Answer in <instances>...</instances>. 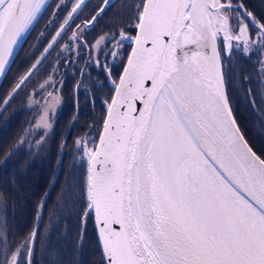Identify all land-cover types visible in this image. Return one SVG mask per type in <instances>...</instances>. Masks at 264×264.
<instances>
[{
  "label": "snow or ice",
  "instance_id": "1",
  "mask_svg": "<svg viewBox=\"0 0 264 264\" xmlns=\"http://www.w3.org/2000/svg\"><path fill=\"white\" fill-rule=\"evenodd\" d=\"M48 7L46 0H0V73ZM65 7L56 5L49 24ZM83 7L86 0H74L43 59L57 49L65 64L87 56L86 65L102 69L112 85L102 118L74 144L87 165L82 224L91 216L98 226L100 264H264V156L253 152L238 126L223 70L233 53L255 51L264 78V18L243 0H137L127 23L90 42L88 26L115 5L101 0L75 24ZM127 44L134 47L125 54ZM122 61L123 72L114 78ZM42 62L18 76L0 101V115ZM57 91L49 74L39 85L40 99L28 95L40 109L38 128L62 103ZM78 120L77 111L69 130ZM47 195L22 243L10 245L7 220L0 219V264H33Z\"/></svg>",
  "mask_w": 264,
  "mask_h": 264
},
{
  "label": "flooded vegetation",
  "instance_id": "2",
  "mask_svg": "<svg viewBox=\"0 0 264 264\" xmlns=\"http://www.w3.org/2000/svg\"><path fill=\"white\" fill-rule=\"evenodd\" d=\"M112 2L114 3L115 7H112L109 11L106 12V14H101L100 18H98V20L94 22V28L91 25L88 26L89 31L86 35L88 41L91 42L99 35L107 32L109 29H114V27L119 26L122 21L127 23L128 17L130 15L129 5L137 2V0H112ZM73 3L74 0H52V2L50 3L51 7H48L43 16L40 18V25L36 29V32L32 34V31L24 41L25 43L21 50V55H19V57L15 59V61L13 62V67L6 75L9 77L11 76L9 78L11 88H7V93H9L8 91H11L12 85L18 77L20 67L24 63H31L29 67L30 69L37 60L43 61L40 65H38V68H43L42 76L40 75L38 80H36L35 82H33V79L36 77V74L32 76L28 81V86L25 88V90L19 92V95H16L15 98L11 100V108L14 109L12 112V114L14 115L13 117H11V119L12 122L16 123H14L9 129V126H7L8 119H0L1 143L6 139L12 137L13 135L10 134L14 133L16 128L20 124H22V122H24L23 124H25L28 121L27 129L29 132L26 136H15L14 144H17L18 141L23 140L22 145L19 147L23 153V156L28 158V161L33 164L34 168L39 167L37 169L39 171L40 169H46V171H48V175L52 174V178H56V180L52 184V187H55L57 185L59 178L62 177L63 171L58 168L59 165L56 164L55 166L52 164H45L40 161L39 158L44 159L46 152L50 151V149H55L53 148V145L59 144V134L51 133L53 139L44 141L40 139L41 137H43L42 134L44 132L40 129L45 130L47 128H51L54 130L65 128V131L63 133V135L65 134V142L70 138L77 137V135L81 134V132H83L88 127V125L92 123L94 118L96 120L101 119L100 113H102L104 110L102 101L112 95V85L106 82L105 72L102 69L93 66H87L85 63V61L87 60V56H85L83 59L72 57L71 59L75 60V63L69 62L68 64H65L63 56H57L60 51L59 49H57L56 51L52 52V56L49 57L48 60L43 59V57L47 55L46 53H44V48L47 47L51 35L54 33V30L58 28L61 23H63L64 17L67 15V12L70 11ZM243 3L248 11L254 13L256 17H258V14L255 13L254 10H252V7L246 0H243ZM57 4L66 5V7L62 11H57L56 15L58 19L55 20L52 24H49V21L52 20V14L53 11L56 10ZM99 4H101V0H86V7H83V10L79 11V15L76 17L75 24H80L81 21H83L86 17L93 14L97 8V5ZM260 18L264 17H262L261 15ZM75 24H73V29H75ZM129 31H131L133 35L136 34L134 28H130ZM42 32L45 33L44 36L40 35ZM61 43L63 44L64 41H62ZM132 45L133 44L125 45V54L131 51ZM64 55H67V53H64ZM93 55L95 56L96 53H93ZM100 59L103 63L104 58L101 57ZM259 60L260 53L255 51L249 53L248 55H244L242 52L237 51L233 53L231 61L225 60L224 66H227V68L230 69V73L232 74V76H234L236 81L245 83L246 87L242 84L240 85L239 92L241 94H243L246 89L252 88V80H254L255 86H257L259 92L260 88L264 89V78H262L260 74ZM108 62H112L111 58H109ZM125 62L126 61L118 62L114 67L112 72V76L114 78H118L123 72V63ZM53 67H57L59 69L58 73H52ZM81 69H83V74L81 73ZM49 74H52L55 81H57L58 91L56 95L61 98L62 103L53 106L52 113L54 115L47 118L48 123L41 122L38 128L36 125V120L39 116L40 109L30 105L27 97L29 94H33L34 99H40V96L37 94L39 93V85L40 83H43L44 79ZM242 76H247L249 77V79L243 81L241 79ZM226 77L228 79L227 75ZM258 103L259 105H261L262 103L260 98H258ZM251 108L255 110V107ZM77 111L79 112V120L77 123H75L74 126L71 127V130H69V126L72 125ZM259 116H261L260 121L264 122V116H262L261 114ZM21 129L25 128L21 127ZM29 147L32 148L27 150ZM17 152H15L14 154H16ZM58 153L59 150L57 149L55 158L56 161L58 159ZM66 156L67 155L65 149V153L60 160L66 158ZM55 170L59 171L58 175H56ZM54 187L52 189H54ZM41 221L42 219L39 220V226L41 224ZM20 243H22V241ZM99 251L101 252L100 249ZM97 252L98 248L96 246L93 249H90V247L86 249V254L88 253L91 258L95 257L94 255H96ZM98 256H100L101 258L100 253L98 254ZM100 262L101 259L99 262L95 263L100 264Z\"/></svg>",
  "mask_w": 264,
  "mask_h": 264
},
{
  "label": "rangeland",
  "instance_id": "3",
  "mask_svg": "<svg viewBox=\"0 0 264 264\" xmlns=\"http://www.w3.org/2000/svg\"><path fill=\"white\" fill-rule=\"evenodd\" d=\"M248 2V4L252 7V10H254L255 13H257L258 17L260 18L261 15L262 17H264V0H246ZM52 2V0L48 3L50 4ZM45 12V11H44ZM43 12V14H44ZM40 19L38 23H35L34 28H32L33 30L30 31V33L32 32V34H34L36 32V29L38 28V26L40 25ZM29 33V34H30ZM28 34V36H29ZM27 36V37H28ZM24 46V44H23ZM23 48V47H22ZM18 52L17 56L15 59H17L19 57V55H21V50ZM14 59V61H15ZM13 61V62H14ZM31 63H24L21 65L18 76L21 75L22 73H25L29 67H30ZM13 67V65L11 66V68ZM225 74L228 76L227 79V88L229 91V94L232 98V107L234 108V115L235 118L237 119L238 123H239V127L241 126H245L248 129L254 127V125H256V129H257V135H256V145H257V150L260 151L263 155H264V122L260 121L261 120V116H259L260 114L262 116H264V98H262L261 95V88H260V92L258 91L257 86H255V83L252 86L251 90H252V96L249 97V95H247L244 98V102L246 105H248V107H255L253 110L252 108L250 110H248V108L245 107L244 103L242 104V101L238 98V90L240 88V85L242 84L243 86H245V83L240 82V81H236V79L234 78V76H232V74L230 73V69L227 68V66H224ZM239 70V69H238ZM42 72H43V68H39V71H36V77L33 79V82H35L36 80H38L39 76H42ZM11 77V76H10ZM9 76L6 77V79L3 82L2 85V89L0 90V101H2L3 99H5L7 97V95L9 93H7V88L10 89V81H9ZM18 78V77H17ZM246 87V86H245ZM246 91V90H245ZM10 92V91H8ZM258 98H260L261 100V105H259L258 103ZM255 100V104L253 105V103L251 102V100ZM11 103V102H10ZM2 107V106H0ZM18 109V108H17ZM13 108H11V104H9L7 111L4 112L2 115H0V119L5 120L8 119V124L7 126H9V129L11 128V126L16 123V122H12L11 117H13L14 114H12L13 112ZM246 111V113H245ZM103 113V112H102ZM102 113H100L101 118H102ZM248 114V115H246ZM260 121V122H259ZM24 122H22V124H20L16 130L14 131V133L10 134L13 135L12 137L6 139L4 142L1 143L0 141V219L6 218L7 220V224L8 227L10 229V236H11V241H10V245L11 243H20L21 241H23V236L22 234H27L29 232L32 231V229L36 226V223L38 221V204L40 205L41 202L44 200L46 194L49 195L50 190L52 189V184L54 183V180H56L55 177L51 178V180L49 181L50 183L48 184L47 190L44 194V196L41 198V195H37L40 194V187H41V182H39V180H37L38 184H37V193H35V191L33 190H29L28 187V183L26 182L30 175L34 173V171H36L35 169L38 168H32V167H28L29 163L28 158L23 156L22 151L20 150V146L22 145V143L19 144V146L16 148L18 151L20 152V154L18 155V159L20 160L18 165H11L10 163L14 160L13 157L7 155V151L13 147L14 145L16 146V143L14 144V139L15 136H26L28 131V121L27 123L23 124ZM261 123V124H260ZM25 128V129H21ZM27 129V130H26ZM241 129V128H240ZM46 130V134L45 131L43 132L42 136L40 139L44 140V141H49L52 140V134H59L58 136V145L54 144L53 148L55 149H50V151L45 153V158L44 159H40V161H42L45 164H52V165H59V169L61 171H63L62 177L60 178V180L62 181V188L59 187H54L53 189V196L50 200V206L48 208V210L46 211V217L42 218L41 224L39 226V234L41 232V236L43 237L44 231L48 228V225H46L47 223H51L53 221H57L58 224H60L61 222H58L59 216L61 215V211L63 209V206L66 207V205H69L70 207V213L72 215L76 214L75 210L80 211L81 207H82V201L80 199L81 196V192L83 190V182H84V178H85V169H86V164L81 162L79 155L77 154V152L75 151L74 148V144L75 141L78 137L80 136H84L85 135V131L81 132V134L77 135V137H73L68 139V141L65 142V134L63 135L65 128H60V129H51V128H47ZM95 131V130H94ZM247 136V133H246ZM245 136V137H246ZM248 137L252 138L253 136L248 132ZM254 138V139H255ZM247 139V138H246ZM60 141V142H59ZM250 142V141H249ZM62 144H65V147H61ZM14 146V147H15ZM32 147H29L27 150L31 149ZM59 150L58 153V159L57 161L55 160L56 158V151L57 149ZM65 149H66V158L61 159V157H63L64 153H65ZM14 152V153H15ZM73 152V153H72ZM7 161L9 162V165L7 164ZM21 168H24V171H22ZM69 170V171H68ZM56 171V170H55ZM71 171V174H73L72 176V181L68 180L69 182L66 181L67 178V174L69 175V172ZM24 172V173H23ZM56 175L59 174V171L55 172ZM67 173V174H66ZM25 174V176H24ZM55 175V174H54ZM14 182L13 185L17 184L18 186L20 185L21 189L17 190V191H13L12 189V183ZM63 194V201L60 203L58 199H61L62 197L60 196L61 194ZM47 195V196H48ZM27 200H33L36 203L38 202V204H36V206L32 207L31 209L27 207V209L23 212L21 211H17L16 214L20 217V226H24L21 232H18L15 234V238H12V234H11V230L14 228L11 224V220L13 219L10 215V205L9 204H14V205H20V201L21 203L24 201V204L26 206L27 205ZM40 200V202H39ZM56 201L58 203H60V205L62 206L61 208H59L58 210H53V206L56 205ZM25 205H23L22 203V207H24ZM45 212V209L43 211V213ZM81 214V212H80ZM36 218V222L34 221V218ZM81 222H82V218H81ZM89 225L88 230L90 231V227L91 229H94V233L96 234L95 231V223L93 220V217L89 216L87 218V222L86 225ZM57 225V224H56ZM82 226V225H81ZM62 228V227H61ZM69 228V227H67ZM82 228H86L84 225L82 226ZM43 230V231H42ZM62 234L61 236H64V234L68 231V229H65V226H63L62 229H59ZM86 230V229H85ZM13 239V240H12ZM82 242L79 240L78 246L80 247H86L81 245ZM99 244V242H98ZM97 244V248H98V252L96 253V255H94V264H96L95 262H99L100 261V256H98V254L101 252L99 251L100 247ZM60 258V260L62 259L61 254H59L58 256ZM35 258H33V262H34Z\"/></svg>",
  "mask_w": 264,
  "mask_h": 264
},
{
  "label": "trees",
  "instance_id": "4",
  "mask_svg": "<svg viewBox=\"0 0 264 264\" xmlns=\"http://www.w3.org/2000/svg\"><path fill=\"white\" fill-rule=\"evenodd\" d=\"M253 84H254V80L251 81V85ZM245 93L246 95L248 94L246 91L243 94H241L238 90V98L242 101V104L244 103L245 107L248 108V110H250L251 108L248 107V105H246L245 102L243 101L244 98L246 97ZM240 128L242 132L245 134V136L247 133L246 138L247 140L250 141V144L252 148L254 149V151H256L259 156H264L260 151L257 150L256 138H255L257 135L256 125H254V127L250 129H248L245 126L244 127L240 126ZM248 132L253 136L252 138L248 137ZM19 154L20 152L18 151L16 154H13L11 156L14 158V160L10 163V166L18 165L20 161L18 159ZM27 162L29 163L28 167L34 168L33 164H31L30 161H27ZM7 164L9 165L8 161H7ZM21 169L22 171H24V168H21ZM35 170L36 171H34V173L30 175L29 179L26 182L28 183L29 190H33L35 191V193H37V184H38L37 180L41 182L40 194L37 193V195H41L40 197V200H41V198L44 196L47 190L48 184L50 183L49 181L52 178V174L48 175V171H46V169H40V171L37 169ZM73 174H71V171L69 175L67 174V178H66L67 182H69L68 180L73 182L71 179ZM60 178L58 180L56 187L62 188V183H61L62 181L60 180ZM13 184L14 182L12 183L13 191H17L21 189L20 185L18 186L17 184L15 185ZM52 191L53 189L50 190L49 195L47 196V205L45 207V212L43 213V217H46L45 215L46 211L48 210L50 206L49 203L54 194ZM63 194L60 195L62 198L58 199L60 203L63 201V196H64ZM22 203L23 205H25L24 201ZM22 203L20 201L19 203L20 205L9 204L11 208L9 216L13 218L10 221L12 226L14 227L11 230L13 239L15 238V234L18 232H21L24 227V226H20V217L16 214V212L17 211L23 212L27 209V207L31 209L32 207L36 206V204H38V202L36 203L33 200H30V201L27 200L28 206L25 205L24 207H22ZM56 203L57 204L53 206V209L51 211L58 210L59 208L62 207L60 203H58L57 201ZM75 213L76 214L74 215L70 213L69 205H66V207L63 206L61 215L59 216V219H58V222H61V223L58 224L57 221H53L51 223L46 224L48 225V228L44 231L43 237L41 236V232H40L39 238L35 246V256L33 257L35 258L34 264H94V257L91 258L88 253L86 254V249L89 247L90 249H93L95 246H97L96 234L94 233V229H91V227H90V231L88 230L89 228L88 224L86 225V228H82L83 224L81 222V214H80L79 209L75 210ZM34 221L36 222V218H34ZM63 226H65V229L66 230L68 229V231L64 234V236H61L62 232L59 229H62ZM79 240L82 242L81 245L86 246V247L78 246ZM59 254H61L62 256L61 260L58 257Z\"/></svg>",
  "mask_w": 264,
  "mask_h": 264
},
{
  "label": "water",
  "instance_id": "5",
  "mask_svg": "<svg viewBox=\"0 0 264 264\" xmlns=\"http://www.w3.org/2000/svg\"><path fill=\"white\" fill-rule=\"evenodd\" d=\"M51 0H46V3L48 4L49 2H50ZM30 32H28V33H26L25 34V36H24V39L23 40H21V41H19V47H16L15 48V53H16V55H15V57H13V58H10V64L9 65H6V70H5V72L4 73H0V85H1V83H2V81H3V79H4V77H5V74L7 73V71L9 70V68L12 66V63H13V61H14V59L16 58V56H17V54H18V52L20 51V49L23 47V44H24V41H25V39H26V37L28 36V34H29ZM132 47H134V44H133V46ZM238 123V122H237ZM239 126V125H238ZM242 132V131H241ZM243 134V133H242ZM245 137V136H244ZM246 140V139H245ZM246 142L248 143V145L250 146V144H249V142L246 140ZM251 147V146H250ZM252 148V147H251ZM253 150V149H252ZM255 154H257L255 151H253ZM258 155V154H257ZM259 156V155H258ZM55 181V180H54ZM94 220V219H93ZM95 223V222H94ZM97 228H98V226L96 225V223H95V231H96V234H97ZM97 239H98V236H97ZM98 242H99V244L98 245H100V241H99V239H98Z\"/></svg>",
  "mask_w": 264,
  "mask_h": 264
}]
</instances>
